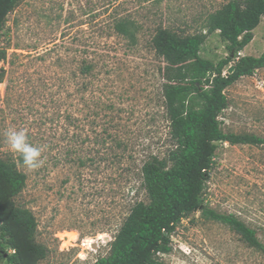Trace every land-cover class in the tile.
Returning a JSON list of instances; mask_svg holds the SVG:
<instances>
[{
    "label": "rangeland",
    "instance_id": "1",
    "mask_svg": "<svg viewBox=\"0 0 264 264\" xmlns=\"http://www.w3.org/2000/svg\"><path fill=\"white\" fill-rule=\"evenodd\" d=\"M223 1L124 0L119 9L138 18L155 11L149 15L156 22L194 32L201 29L200 14ZM110 3L18 0L0 37V159L26 177L14 201L33 215L35 241L47 249L38 264H91L106 255L130 207L147 202L143 161L150 154L163 157L171 145L164 64L150 47L149 31L135 46L112 34ZM263 50L264 17L240 54ZM226 55L218 32L206 34L200 56L216 62ZM83 60L95 64L94 75L80 74ZM225 94L228 105L218 115L223 131L264 138V67ZM10 128L26 131L41 148V167L19 162L6 141ZM115 136L123 154L118 160L112 155ZM80 155L92 162L78 166ZM203 198L254 228L264 242V144L219 143ZM170 246L161 255L164 264H264V255L232 228L198 211L177 223Z\"/></svg>",
    "mask_w": 264,
    "mask_h": 264
},
{
    "label": "trees",
    "instance_id": "2",
    "mask_svg": "<svg viewBox=\"0 0 264 264\" xmlns=\"http://www.w3.org/2000/svg\"><path fill=\"white\" fill-rule=\"evenodd\" d=\"M17 1L0 0V37ZM123 3L124 0H111L109 29L128 46H135L141 33L150 32V47L164 64L160 68L164 80L162 97L171 145L163 157L150 154L143 161L140 174L147 202L130 207L107 254L91 264H164L161 255L171 250V235L177 223L193 211L228 225L248 247L264 255V242L254 228L233 214L210 208L203 198L219 143L264 144V138L254 134L224 132L218 120L228 105L226 88L264 67V50L257 56L240 54L264 17V0H225L200 14L201 29L194 32H186L172 21L156 22L149 15L155 11L147 10L139 18L123 12L119 9ZM153 21L151 27L149 23ZM214 31L227 51L216 62L200 56L205 35ZM4 58L0 48V63ZM228 65L234 66L230 73L225 71ZM94 71V63L82 61L81 75L92 76ZM2 72L0 67V83ZM113 141L112 155L118 160L123 155L118 153L121 142L116 136ZM75 161L84 167L92 159L80 155ZM19 162L23 164L21 156ZM25 180L23 173L0 159V261L4 264H38L46 256V247L35 241L33 215L14 201L25 187ZM7 248L14 249V253H7Z\"/></svg>",
    "mask_w": 264,
    "mask_h": 264
},
{
    "label": "clouds",
    "instance_id": "3",
    "mask_svg": "<svg viewBox=\"0 0 264 264\" xmlns=\"http://www.w3.org/2000/svg\"><path fill=\"white\" fill-rule=\"evenodd\" d=\"M6 141L13 152L20 154L24 166L32 170L42 166V150L29 142L26 131L10 128L6 132Z\"/></svg>",
    "mask_w": 264,
    "mask_h": 264
},
{
    "label": "built area",
    "instance_id": "4",
    "mask_svg": "<svg viewBox=\"0 0 264 264\" xmlns=\"http://www.w3.org/2000/svg\"><path fill=\"white\" fill-rule=\"evenodd\" d=\"M2 225H3V223L0 220V233L2 232ZM58 238L61 239L62 237L58 236ZM6 251H7V253H10V254L14 253V249H12V248H7ZM8 264H14V263H8Z\"/></svg>",
    "mask_w": 264,
    "mask_h": 264
},
{
    "label": "water",
    "instance_id": "5",
    "mask_svg": "<svg viewBox=\"0 0 264 264\" xmlns=\"http://www.w3.org/2000/svg\"><path fill=\"white\" fill-rule=\"evenodd\" d=\"M233 69H234V66L231 65V66H229V68L227 69V72L230 73V72H232Z\"/></svg>",
    "mask_w": 264,
    "mask_h": 264
}]
</instances>
